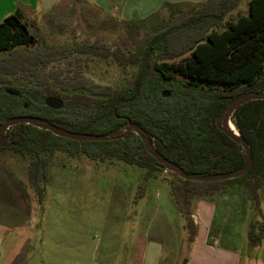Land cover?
Returning a JSON list of instances; mask_svg holds the SVG:
<instances>
[{"label": "trees", "instance_id": "1", "mask_svg": "<svg viewBox=\"0 0 264 264\" xmlns=\"http://www.w3.org/2000/svg\"><path fill=\"white\" fill-rule=\"evenodd\" d=\"M187 3L165 2L145 18L118 19L84 0H61L42 16L57 24L69 18L74 21L64 46L40 43L21 11L0 23V125L10 117L29 115L70 131L109 136L80 142L28 123L10 127L3 136L10 141L0 149L29 157L38 205L45 200L47 154L56 151L101 162L123 161L145 169L146 178L158 177L168 165L153 154L145 135L130 131L122 136L132 123L140 125L155 148L186 173L205 176L244 165V148L222 131L217 120L233 99L264 92V0H250L248 13L230 21L227 16L241 0H203L192 9ZM76 4L116 20L122 36L91 29L99 22ZM166 7L170 19L150 27L148 21ZM36 41L40 44L30 49ZM188 53L189 59L174 67L161 63ZM96 60L117 64L125 83L114 86L93 81L88 72ZM164 91L171 95L163 96ZM47 97H60L62 108L48 107ZM232 119L252 150L253 163L247 171L209 181L185 179L175 171L170 180L188 243L198 234L193 218L197 200L214 201L231 188H244L247 198L262 212L264 99L241 105ZM251 238L257 239L256 235Z\"/></svg>", "mask_w": 264, "mask_h": 264}, {"label": "rangeland", "instance_id": "2", "mask_svg": "<svg viewBox=\"0 0 264 264\" xmlns=\"http://www.w3.org/2000/svg\"><path fill=\"white\" fill-rule=\"evenodd\" d=\"M249 3L241 0L226 19L247 14ZM76 5L99 22L91 29L122 36L116 20ZM195 5L187 3L190 9ZM169 19L166 7L147 24L155 27ZM26 22L48 47L67 44L74 23L69 18L57 24L42 15L30 16ZM143 40L139 30V42ZM38 44L33 42L29 48ZM189 57L190 53L161 63L171 68ZM88 76L99 84L125 83L122 69L102 60L93 62ZM29 163V157L0 149V264H188L195 253V242L188 244L184 219L174 202L170 183L174 171L167 168L158 177L146 178L145 169L123 161L101 162L56 151L47 154L45 200L40 206L34 197ZM202 201L214 211L212 233L221 234L217 246L235 255L237 264H264V190L261 213L244 188L234 187L214 201Z\"/></svg>", "mask_w": 264, "mask_h": 264}, {"label": "crops", "instance_id": "3", "mask_svg": "<svg viewBox=\"0 0 264 264\" xmlns=\"http://www.w3.org/2000/svg\"><path fill=\"white\" fill-rule=\"evenodd\" d=\"M118 19H141L160 10L165 2L200 3L203 0H84ZM61 0H0V23L8 16L21 11L24 20L30 16H41L50 11ZM213 210L205 201H196L193 218L198 226L195 250L188 264H237V257L230 251L219 248L221 234L212 233ZM186 232V231H185ZM186 238V237H185ZM187 240V239H186ZM211 240L214 244H211ZM192 242V243H194ZM188 243V244H192Z\"/></svg>", "mask_w": 264, "mask_h": 264}, {"label": "water", "instance_id": "4", "mask_svg": "<svg viewBox=\"0 0 264 264\" xmlns=\"http://www.w3.org/2000/svg\"><path fill=\"white\" fill-rule=\"evenodd\" d=\"M8 93L10 94H17L15 91L8 89ZM171 95L170 92L164 91L163 96L169 97ZM255 99H264V92L260 93H245L241 95L240 97H237L233 99L229 105L226 108V111L218 118V122L220 123L219 127L222 129V131L228 135L230 138H232L234 141L237 143H240L242 147L245 150L246 158H245V163L244 165L239 169L231 172H225V173H215V174H209L205 176H201L196 173H186L183 171V169L175 162L168 160L165 158L156 148L153 142L151 141L149 135L145 132V130L138 124L132 123L129 125L127 128V131L125 134L122 136L124 137L127 133L130 131H135L139 134H144L146 141L148 142L149 146L151 147L153 154L157 157L160 158L162 163L168 165V169L172 171H177L180 173V175L185 178V179H201L204 181H209V180H225V179H230L233 177L239 176L241 173L247 171L252 163V150L251 147L249 146L247 140L241 136V134L238 132L233 131L231 128V123L235 125L233 122L232 116L233 113L236 109H238L241 105ZM45 103L48 107L52 109H61L63 106V100L60 97H47L45 99ZM21 123H28L32 124L36 127L49 130L55 135L61 136V137H66L69 139H73L76 141H101L108 139L109 136L105 135H100V134H90V133H78L74 131H70L68 129H65L61 126L55 125L51 121L42 118V117H32L29 115L26 116H14L10 117L5 123L0 125V147L5 146L6 143L3 141V135L5 132L12 126L21 124ZM236 126V125H235ZM115 138V137H114Z\"/></svg>", "mask_w": 264, "mask_h": 264}, {"label": "bare ground", "instance_id": "5", "mask_svg": "<svg viewBox=\"0 0 264 264\" xmlns=\"http://www.w3.org/2000/svg\"><path fill=\"white\" fill-rule=\"evenodd\" d=\"M231 128L233 129V131H235V132L238 133V131H237V127H236L234 124H232V123H231Z\"/></svg>", "mask_w": 264, "mask_h": 264}]
</instances>
